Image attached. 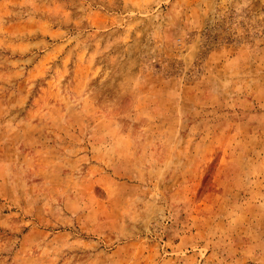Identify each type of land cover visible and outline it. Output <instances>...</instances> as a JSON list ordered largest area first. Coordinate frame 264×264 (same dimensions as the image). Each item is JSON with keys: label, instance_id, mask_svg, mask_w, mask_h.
I'll return each instance as SVG.
<instances>
[{"label": "rangeland", "instance_id": "rangeland-1", "mask_svg": "<svg viewBox=\"0 0 264 264\" xmlns=\"http://www.w3.org/2000/svg\"><path fill=\"white\" fill-rule=\"evenodd\" d=\"M0 264H264V0H0Z\"/></svg>", "mask_w": 264, "mask_h": 264}]
</instances>
